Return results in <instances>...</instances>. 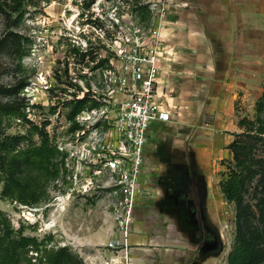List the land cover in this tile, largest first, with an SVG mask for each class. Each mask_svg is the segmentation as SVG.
<instances>
[{"label":"rangeland","instance_id":"1","mask_svg":"<svg viewBox=\"0 0 264 264\" xmlns=\"http://www.w3.org/2000/svg\"><path fill=\"white\" fill-rule=\"evenodd\" d=\"M151 50L159 55L161 87L179 98L181 118L161 129L158 144L151 131L147 156L157 146L186 164L193 193L199 179H208L218 247L204 264H229L236 206L225 199L220 181L231 166V144L244 131L239 122L257 118L264 92V0H0V85L8 89L1 100H16L26 114L22 121L7 118L5 132L32 129V142L39 144L33 125L39 126L67 153L60 177L42 178L47 195L39 203L4 197L1 184L0 213L20 236L40 242L52 235L49 249L68 246L85 264H100L99 249L112 255L106 245L122 236L111 213L118 198L110 194V176L87 167L85 159L109 127L99 120L102 109L125 98L118 91L123 65ZM88 90L101 105L90 120L76 118L86 130L79 135L67 120L69 101ZM257 155L264 160V139ZM147 172L144 182L157 189L156 169ZM255 184L246 194L253 203ZM37 255L29 251L31 264H44Z\"/></svg>","mask_w":264,"mask_h":264},{"label":"trees","instance_id":"2","mask_svg":"<svg viewBox=\"0 0 264 264\" xmlns=\"http://www.w3.org/2000/svg\"><path fill=\"white\" fill-rule=\"evenodd\" d=\"M7 92L8 89L0 85L2 195L26 205L36 204L47 195L42 178L58 179L64 170L67 153L58 148L48 131L36 125L33 129L40 133L39 144L32 142V129L27 135L6 134L4 121L7 118L26 120V114L16 100H1ZM78 93H74V98L69 101L70 111L67 114L73 132L85 129L76 120L82 111L101 105L92 97L90 90L82 97H78ZM256 111L255 120H240L239 125L244 131L236 134L231 144V166L220 181L225 199L236 206V236L228 256L229 264H264V160L257 155L259 143L264 139V92L256 103ZM26 140L29 145L22 148L21 144ZM255 181L253 196L256 201L253 203L246 198V194ZM51 239L52 235H49L39 242L35 237L20 236L0 213V264H31V259L27 257L29 251H35L37 256L41 253L40 259L44 264H85L82 258L70 252L68 246L49 249L47 245Z\"/></svg>","mask_w":264,"mask_h":264},{"label":"built area","instance_id":"3","mask_svg":"<svg viewBox=\"0 0 264 264\" xmlns=\"http://www.w3.org/2000/svg\"><path fill=\"white\" fill-rule=\"evenodd\" d=\"M123 74L125 78H120L118 91L125 98L117 107L107 105L102 114L98 108L86 109L77 116L87 121L99 114V120L104 119L109 125L94 152L85 159L87 167L110 176V194L118 198L111 213L122 236L106 245L115 256L104 264H117L122 249L129 254L128 238L136 207L147 193L143 168L150 130L154 122L171 119L170 106L161 87L157 51H146L135 62L123 65ZM77 133L85 135L86 130Z\"/></svg>","mask_w":264,"mask_h":264},{"label":"crops","instance_id":"4","mask_svg":"<svg viewBox=\"0 0 264 264\" xmlns=\"http://www.w3.org/2000/svg\"><path fill=\"white\" fill-rule=\"evenodd\" d=\"M164 87L162 86L163 89ZM170 90L174 91L173 87ZM165 95L170 106L171 119L152 124L150 133L155 130L156 144H158L157 139L162 137L161 129L166 125L176 127L181 118L175 113L177 112L175 101L178 102L179 98L173 95L170 97L168 90ZM177 144V142L173 143L168 151L174 150ZM156 149L154 155L157 156L148 157L146 154L143 169L145 174L148 173L149 168L156 169L158 188H151L146 181L144 182L147 193L139 204L147 201L148 204L136 207V218L131 225L128 238V244L131 245L128 246L129 254L126 255L122 249L117 264H204L208 258L214 256L218 243L216 242L215 246L208 242L204 244L196 235V225L191 212L193 210L197 215H201L202 221L211 225L213 229L211 224L213 207L210 203L212 188L208 179H199L194 185L193 193L186 173V164L180 165L181 163H177L179 160L172 154H167L162 149L161 151L165 153L160 154L159 147L156 146ZM162 164L165 165V170L159 172ZM196 168L199 174L203 173L202 165L198 164ZM181 175L183 178L180 177ZM113 225L114 223L110 221V228H113ZM113 253L109 255L101 249L97 250L100 264L110 261L115 256Z\"/></svg>","mask_w":264,"mask_h":264},{"label":"flooded vegetation","instance_id":"5","mask_svg":"<svg viewBox=\"0 0 264 264\" xmlns=\"http://www.w3.org/2000/svg\"><path fill=\"white\" fill-rule=\"evenodd\" d=\"M192 187V185H191ZM192 218H194V223L196 225V235L202 239L203 243H210L212 246L216 245L217 232L212 229L211 225L202 221V216L197 215L195 211L191 212ZM214 237V239H213Z\"/></svg>","mask_w":264,"mask_h":264}]
</instances>
